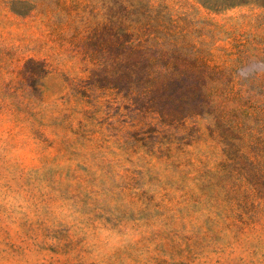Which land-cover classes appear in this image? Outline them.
Wrapping results in <instances>:
<instances>
[{
	"label": "rangeland",
	"instance_id": "rangeland-1",
	"mask_svg": "<svg viewBox=\"0 0 264 264\" xmlns=\"http://www.w3.org/2000/svg\"><path fill=\"white\" fill-rule=\"evenodd\" d=\"M209 1L244 2L0 0V264H264V0ZM141 12L240 95L220 123L109 87Z\"/></svg>",
	"mask_w": 264,
	"mask_h": 264
},
{
	"label": "trees",
	"instance_id": "trees-1",
	"mask_svg": "<svg viewBox=\"0 0 264 264\" xmlns=\"http://www.w3.org/2000/svg\"><path fill=\"white\" fill-rule=\"evenodd\" d=\"M199 1L213 10L244 2L222 5ZM142 17L141 22L133 20L116 35V71L109 87L117 91L125 88L121 98L128 107H150L165 122L211 114L220 123L222 108L240 101V95L217 87L221 84L215 78L218 70L200 55L190 43L188 32L176 20L158 14ZM210 82L216 89L209 86ZM80 98L88 100L93 96L82 94Z\"/></svg>",
	"mask_w": 264,
	"mask_h": 264
}]
</instances>
